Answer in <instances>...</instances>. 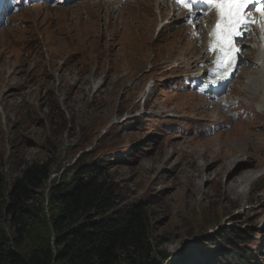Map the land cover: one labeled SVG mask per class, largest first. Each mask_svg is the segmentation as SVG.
I'll use <instances>...</instances> for the list:
<instances>
[{
  "label": "rangeland",
  "instance_id": "rangeland-1",
  "mask_svg": "<svg viewBox=\"0 0 264 264\" xmlns=\"http://www.w3.org/2000/svg\"><path fill=\"white\" fill-rule=\"evenodd\" d=\"M156 2L138 0L116 16L111 4L97 0L50 12L54 7L34 5L13 15L0 30V173L10 189L25 168L56 157L50 180L27 203L37 209L30 222L36 225L51 220L50 186L64 170L82 156L101 153L111 159L106 171L116 186L118 207L145 202L153 255L161 264H201L205 243L222 248L227 228L251 229L263 252L250 246L257 264H264L263 69L247 63L229 91L242 95L249 110L255 108L257 121L243 119L236 131L217 139L191 136L187 128L194 123L187 118L216 113L200 109L193 94L168 92L171 80L190 72L187 64L195 69L206 61L204 46L169 9L161 18ZM165 17L173 24L155 38ZM256 141L262 146H254ZM181 143L187 147L176 145ZM238 156L258 164L255 180L235 194L225 182L238 167L228 168ZM0 225L15 238L4 208ZM12 245L26 253L31 243L17 247L14 240ZM122 262L131 264L128 254Z\"/></svg>",
  "mask_w": 264,
  "mask_h": 264
},
{
  "label": "trees",
  "instance_id": "trees-1",
  "mask_svg": "<svg viewBox=\"0 0 264 264\" xmlns=\"http://www.w3.org/2000/svg\"><path fill=\"white\" fill-rule=\"evenodd\" d=\"M91 158L77 159L50 186L51 220L36 225L30 222L37 209L27 203L34 190L50 180L56 157L25 168L10 189L0 173V211L6 209L16 230L12 239L0 225V264H124L125 254L131 264H161L153 255L145 202L118 207L116 186L106 171L111 159L101 153ZM253 239L251 229L227 228L220 237L222 248L205 243L201 264H257L259 258L251 246L260 247L261 252L263 248ZM14 240L17 247L29 242L31 246L24 253L13 247ZM164 256L168 260L169 255Z\"/></svg>",
  "mask_w": 264,
  "mask_h": 264
},
{
  "label": "snow or ice",
  "instance_id": "snow-or-ice-1",
  "mask_svg": "<svg viewBox=\"0 0 264 264\" xmlns=\"http://www.w3.org/2000/svg\"><path fill=\"white\" fill-rule=\"evenodd\" d=\"M17 3L19 0H0V9L14 8ZM179 3L189 9L191 17L196 15L195 6L199 3L217 10L219 19L211 33L215 42L210 45L209 51L216 49L219 52L216 64L228 72L235 69L237 59L243 55L242 50L236 47L234 38L241 36L244 30L255 22L250 6H257L255 11L260 13L259 23L261 30L264 31V0H179ZM188 22L193 21L189 19Z\"/></svg>",
  "mask_w": 264,
  "mask_h": 264
},
{
  "label": "bare ground",
  "instance_id": "bare-ground-1",
  "mask_svg": "<svg viewBox=\"0 0 264 264\" xmlns=\"http://www.w3.org/2000/svg\"><path fill=\"white\" fill-rule=\"evenodd\" d=\"M156 24V23H155ZM167 45V44H166ZM249 53V52H248ZM201 57V56H200ZM261 59L263 60L262 61V65H263V67H264V52L262 51V55H261ZM202 60H203V58H202ZM194 68V67H193ZM263 72V71H262ZM260 76V75H259ZM260 78L262 79V80H264V76L261 74V76H260ZM261 79H260V82H261ZM254 81V80H253ZM254 83V82H253ZM253 83H251V84H253ZM257 83H259V82H257ZM263 84V83H262ZM254 85H256V83L254 84ZM260 85V84H259ZM259 85H257V86H259ZM249 87V86H248ZM256 87V86H255ZM263 87H264V84H263ZM250 88V87H249ZM251 89V88H250ZM257 89V88H256ZM260 89H262V87L260 88ZM255 90V89H254ZM258 90V89H257ZM264 94V93H263ZM261 104H264V103H261ZM260 128V127H259ZM263 133V132H262ZM254 135V134H253ZM252 135V136H253ZM259 135V134H258ZM262 136V135H261ZM217 136H215L214 137V139H217L216 138ZM254 137H256V136H254ZM260 139V138H259ZM209 140V139H208ZM252 140H254V139H252ZM183 141L184 142H186L187 140L186 139H183ZM255 141V140H254ZM263 141V140H262ZM189 141H187L186 143H188ZM204 142H207V140H204L203 141V143ZM252 142V141H251ZM186 143H181V144H176V145H178V146H182L184 149L187 147V144ZM254 146H256L257 148H259V144L262 146V143L261 142H259V143H257V141L256 142H254ZM263 145H264V141H263ZM233 146V145H232ZM241 146V145H240ZM243 146V145H242ZM245 146V145H244ZM251 146V145H250ZM234 147V146H233ZM239 147V146H238ZM175 148V147H174ZM256 148V149H257ZM259 150V149H258ZM256 151V150H255ZM254 151V152H255ZM258 153V152H257ZM202 154H204L203 156H204V158H207L208 157V153H206V151L204 152V153H202ZM260 154H261V152H260ZM248 155V154H247ZM264 155V154H263ZM256 156V155H255ZM217 158H219V156H216ZM254 158H256V157H254ZM235 159V158H234ZM258 159V158H257ZM171 160V158H168L167 159V161H166V163L167 162H169ZM217 160V159H216ZM260 160V159H259ZM263 162V161H262ZM207 163V162H206ZM230 163V162H229ZM257 164H258V162H257ZM257 164H254L250 159L249 160H246V158H242V157H240V156H238L235 160H233V161H231V165H232V167H228L229 166V164H225V165H223V168L224 167H228V168H234L235 166H238L237 168H235L232 172H231V174H230V178L228 177V180L225 182V183H230V189L231 190H233L234 192H235V194H240V192H241V186H243L244 187V185L246 184V183H249V182H252V181H254L255 180V178H256V169H257ZM214 165H218V163H217V161L216 162H212V164H207V168H211L212 166H214ZM165 167V166H164ZM243 167H253L254 169H252V168H250V169H241V168H243ZM227 169V168H226ZM225 169V170H226ZM240 169V170H239ZM166 170V169H165ZM229 170H231V169H229ZM208 178V177H207ZM227 186V185H226ZM229 188V187H228ZM230 189H228V190H230ZM243 193V192H242ZM245 196V195H244Z\"/></svg>",
  "mask_w": 264,
  "mask_h": 264
}]
</instances>
